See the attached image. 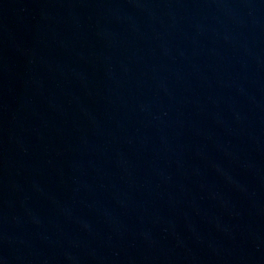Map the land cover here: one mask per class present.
<instances>
[{
  "label": "water",
  "instance_id": "water-1",
  "mask_svg": "<svg viewBox=\"0 0 264 264\" xmlns=\"http://www.w3.org/2000/svg\"><path fill=\"white\" fill-rule=\"evenodd\" d=\"M0 264H264V0H0Z\"/></svg>",
  "mask_w": 264,
  "mask_h": 264
}]
</instances>
